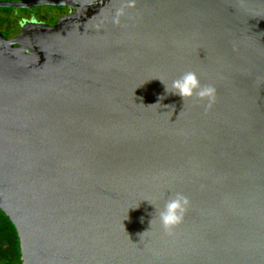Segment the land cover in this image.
Returning <instances> with one entry per match:
<instances>
[{"label": "water", "instance_id": "water-1", "mask_svg": "<svg viewBox=\"0 0 264 264\" xmlns=\"http://www.w3.org/2000/svg\"><path fill=\"white\" fill-rule=\"evenodd\" d=\"M37 6L73 12L0 36V210L22 264H264V0L0 2ZM189 71L211 107L166 92Z\"/></svg>", "mask_w": 264, "mask_h": 264}, {"label": "clouds", "instance_id": "clouds-1", "mask_svg": "<svg viewBox=\"0 0 264 264\" xmlns=\"http://www.w3.org/2000/svg\"><path fill=\"white\" fill-rule=\"evenodd\" d=\"M121 12L122 10H118L117 16H119ZM166 92L180 96L183 102L192 97L200 101H206V107H211L215 102V88L210 85L202 86L197 75L191 71L173 80L170 87H166ZM188 204L189 201L187 197L177 193L164 204L162 210H159V223L166 234L171 235L172 230L183 221Z\"/></svg>", "mask_w": 264, "mask_h": 264}, {"label": "flooded vegetation", "instance_id": "flooded-vegetation-1", "mask_svg": "<svg viewBox=\"0 0 264 264\" xmlns=\"http://www.w3.org/2000/svg\"><path fill=\"white\" fill-rule=\"evenodd\" d=\"M1 2V1H0ZM55 9H66V11L59 17H49L44 18L41 16L35 15L31 9H28L31 13L23 12L20 16H15L13 11L8 12L5 8H0V36L5 41H12L18 38L23 29L27 25H47L50 27L56 26L59 21L63 18L70 16L73 12V9L69 7H52ZM34 14V15H32ZM47 19V20H45ZM16 47V45H15Z\"/></svg>", "mask_w": 264, "mask_h": 264}, {"label": "trees", "instance_id": "trees-1", "mask_svg": "<svg viewBox=\"0 0 264 264\" xmlns=\"http://www.w3.org/2000/svg\"><path fill=\"white\" fill-rule=\"evenodd\" d=\"M49 7H54V6H49ZM57 8H62V7H57ZM5 9L8 12L17 10L14 8H5ZM21 10L23 12L30 11L28 9H21ZM0 264H22L20 239L17 230L10 221L9 217H7L6 214L1 210H0Z\"/></svg>", "mask_w": 264, "mask_h": 264}, {"label": "rangeland", "instance_id": "rangeland-1", "mask_svg": "<svg viewBox=\"0 0 264 264\" xmlns=\"http://www.w3.org/2000/svg\"><path fill=\"white\" fill-rule=\"evenodd\" d=\"M1 2H12V3H30V2H33V1H38V0H0ZM33 13H36L35 15L37 16H41V17H44V18H49V17H59L60 15H62L66 9H55V8H52V7H49V6H39V7H36V8H33L32 9ZM31 11V12H32ZM22 10H20L19 13H14L15 16H20L22 14ZM31 12H27L28 13H31ZM34 15V14H32ZM47 20V19H45Z\"/></svg>", "mask_w": 264, "mask_h": 264}]
</instances>
